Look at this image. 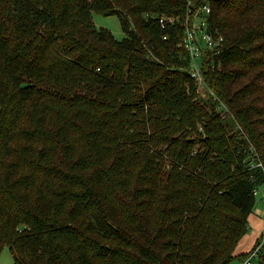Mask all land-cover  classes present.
Segmentation results:
<instances>
[{
  "label": "trees",
  "instance_id": "1",
  "mask_svg": "<svg viewBox=\"0 0 264 264\" xmlns=\"http://www.w3.org/2000/svg\"><path fill=\"white\" fill-rule=\"evenodd\" d=\"M199 4L0 0V251L13 264L236 258L264 186V0H208L222 41L203 53L207 100L180 47Z\"/></svg>",
  "mask_w": 264,
  "mask_h": 264
},
{
  "label": "built area",
  "instance_id": "2",
  "mask_svg": "<svg viewBox=\"0 0 264 264\" xmlns=\"http://www.w3.org/2000/svg\"><path fill=\"white\" fill-rule=\"evenodd\" d=\"M193 0H187L190 5ZM210 12L208 0H200V4L195 10L189 9L185 19V32L183 40L180 44L181 48L188 54L190 63L188 72L190 77L196 82L197 86L203 84L202 76V57L206 50H211L222 41L221 38H215L206 32L207 19L206 15ZM198 20L197 26L194 22ZM198 32L200 34L198 35ZM198 60L201 61L198 64ZM257 195V190L253 192ZM260 202L264 204V197L260 198ZM264 233V231H262ZM264 247V240H261L249 253L242 258V264H252V261L260 256V249Z\"/></svg>",
  "mask_w": 264,
  "mask_h": 264
},
{
  "label": "rangeland",
  "instance_id": "3",
  "mask_svg": "<svg viewBox=\"0 0 264 264\" xmlns=\"http://www.w3.org/2000/svg\"><path fill=\"white\" fill-rule=\"evenodd\" d=\"M92 22L96 29L108 30L115 40L120 41L124 37L119 20L114 15L103 16L93 13ZM196 23H198V20H196ZM197 63L200 64L201 61L198 60ZM196 93L198 94L196 99H212V93L206 88L204 83L197 86ZM262 197H264V186L257 189L252 213L247 218V232L236 246V258L228 264H242V260L240 259L242 255L249 253L257 245L262 231H264V204L260 202V198ZM0 264H13L12 255L6 246L0 251ZM253 264H256V261Z\"/></svg>",
  "mask_w": 264,
  "mask_h": 264
},
{
  "label": "crops",
  "instance_id": "4",
  "mask_svg": "<svg viewBox=\"0 0 264 264\" xmlns=\"http://www.w3.org/2000/svg\"><path fill=\"white\" fill-rule=\"evenodd\" d=\"M235 250H236V249H235ZM234 255H236V254H235V251H234Z\"/></svg>",
  "mask_w": 264,
  "mask_h": 264
}]
</instances>
